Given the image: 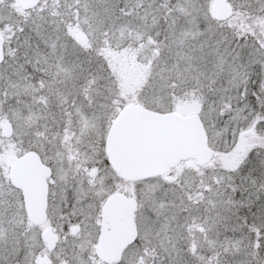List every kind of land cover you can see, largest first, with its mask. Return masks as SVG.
Returning a JSON list of instances; mask_svg holds the SVG:
<instances>
[{"label": "snow or ice", "instance_id": "1", "mask_svg": "<svg viewBox=\"0 0 264 264\" xmlns=\"http://www.w3.org/2000/svg\"><path fill=\"white\" fill-rule=\"evenodd\" d=\"M0 264H264V0H0Z\"/></svg>", "mask_w": 264, "mask_h": 264}]
</instances>
